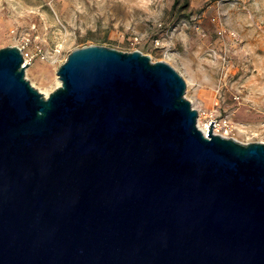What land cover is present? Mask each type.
Returning a JSON list of instances; mask_svg holds the SVG:
<instances>
[{
	"label": "water",
	"instance_id": "obj_1",
	"mask_svg": "<svg viewBox=\"0 0 264 264\" xmlns=\"http://www.w3.org/2000/svg\"><path fill=\"white\" fill-rule=\"evenodd\" d=\"M0 49V264H264V143L198 125L140 50L74 49L49 95Z\"/></svg>",
	"mask_w": 264,
	"mask_h": 264
},
{
	"label": "rangeland",
	"instance_id": "obj_2",
	"mask_svg": "<svg viewBox=\"0 0 264 264\" xmlns=\"http://www.w3.org/2000/svg\"><path fill=\"white\" fill-rule=\"evenodd\" d=\"M174 2L0 0V49L23 48L25 76L43 93L76 48L140 50L184 78L202 126L264 143V0Z\"/></svg>",
	"mask_w": 264,
	"mask_h": 264
},
{
	"label": "bare ground",
	"instance_id": "obj_3",
	"mask_svg": "<svg viewBox=\"0 0 264 264\" xmlns=\"http://www.w3.org/2000/svg\"><path fill=\"white\" fill-rule=\"evenodd\" d=\"M59 85H61V79L60 78H57V86H59ZM53 90H54V88H52V89L48 88V89L45 90L44 94L47 96ZM198 124H199V127L204 131V133H207L208 132L209 127H210V124L209 123L204 127V126H202V123H201V121L199 119Z\"/></svg>",
	"mask_w": 264,
	"mask_h": 264
},
{
	"label": "built area",
	"instance_id": "obj_4",
	"mask_svg": "<svg viewBox=\"0 0 264 264\" xmlns=\"http://www.w3.org/2000/svg\"><path fill=\"white\" fill-rule=\"evenodd\" d=\"M22 53H23V56H24V63L23 64H30L31 63V58H29L28 54H26L23 50L22 47H20Z\"/></svg>",
	"mask_w": 264,
	"mask_h": 264
},
{
	"label": "trees",
	"instance_id": "obj_5",
	"mask_svg": "<svg viewBox=\"0 0 264 264\" xmlns=\"http://www.w3.org/2000/svg\"><path fill=\"white\" fill-rule=\"evenodd\" d=\"M178 3V0H175L174 4H173V7H175Z\"/></svg>",
	"mask_w": 264,
	"mask_h": 264
}]
</instances>
